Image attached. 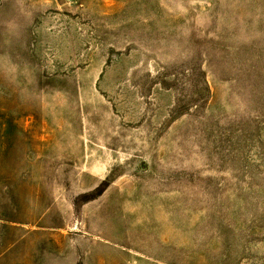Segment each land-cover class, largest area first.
I'll use <instances>...</instances> for the list:
<instances>
[{
  "label": "rangeland",
  "instance_id": "1",
  "mask_svg": "<svg viewBox=\"0 0 264 264\" xmlns=\"http://www.w3.org/2000/svg\"><path fill=\"white\" fill-rule=\"evenodd\" d=\"M0 264H264V0H0Z\"/></svg>",
  "mask_w": 264,
  "mask_h": 264
}]
</instances>
